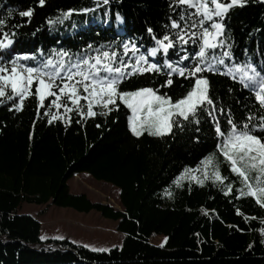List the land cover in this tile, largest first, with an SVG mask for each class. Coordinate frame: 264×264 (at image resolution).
Instances as JSON below:
<instances>
[{"label": "trees", "instance_id": "obj_1", "mask_svg": "<svg viewBox=\"0 0 264 264\" xmlns=\"http://www.w3.org/2000/svg\"><path fill=\"white\" fill-rule=\"evenodd\" d=\"M28 8L33 9L32 16L21 17L19 13ZM69 9L72 14L62 23L56 22L55 18ZM182 9L194 11L175 0H108L107 4L103 0H45L43 5L39 0H0V19L6 20L0 28V40L5 32L14 39L12 46L0 50V58L10 71L12 65L7 62L16 53H35L40 59L42 53L46 56L53 49L79 54L91 44L94 49L111 45L123 54V48L117 46L125 41L143 46L141 52L147 55V48L155 46L148 29L158 38L175 32L171 21L179 20ZM49 19L53 24H48ZM223 23L234 57L225 58L226 63H251L258 71L264 70V0H246L242 7L233 6ZM185 47L191 52L194 46L189 43ZM223 50L218 48L216 54ZM181 55L179 45L170 49L167 57L161 50L157 57L149 58L161 66V73L133 75L120 89L153 87L161 94L180 98L190 90L192 78L174 74L170 87L160 86L168 79L164 59L175 63ZM191 63L180 61L179 66ZM203 75L216 106L214 115L225 132L230 127L229 110L239 127L260 123L264 107L238 77L234 81L219 73L206 71ZM5 92V97H0L5 101L0 104V264H264V207L252 195L241 196L237 191L247 193L248 189L217 150L212 117L203 109L197 113L198 125L190 120L183 122L182 129L174 125L166 135L144 132L137 137L128 125L130 110L123 105L107 115L101 114L106 111L102 106H94L96 115L89 117L85 101L78 110L62 96L61 102L69 105L70 112L49 107L54 97L38 109L34 83L32 94L17 111L12 104L20 103L18 97L8 101L12 92ZM250 114L254 117L251 121ZM253 134L264 139V131ZM210 153L215 154L212 163L220 175L227 178L222 183L214 177L202 183L195 180L203 165L200 161ZM79 174L117 188L122 210L93 203L83 194L72 195L68 181ZM257 175L256 170L249 172L254 188ZM259 186H264V176ZM26 203L80 213L96 211L118 222L122 245L108 252H93L67 240L42 241L40 222L20 214ZM152 236L164 237V245L150 244Z\"/></svg>", "mask_w": 264, "mask_h": 264}, {"label": "snow or ice", "instance_id": "obj_2", "mask_svg": "<svg viewBox=\"0 0 264 264\" xmlns=\"http://www.w3.org/2000/svg\"><path fill=\"white\" fill-rule=\"evenodd\" d=\"M103 2L107 4L108 0H103ZM175 2L187 5L194 11L182 9L179 20L172 19L171 21V29L176 31L166 32L162 37L158 38L149 28L148 32L155 46L147 48V55L141 52L143 46H139L135 41H125L117 46L123 48V54L113 49L111 45H102L94 49L91 44L87 45V51L79 54L65 49H53L46 56L42 53L40 59H37L35 53H16L7 62L12 65L10 71L5 61L0 58V97H5V88L10 85L12 95H8L7 100L13 101L18 97L20 103H13L12 108L20 111L25 98L32 94L31 89L35 83L38 109L44 106L47 98L54 97L49 107L55 105L57 108L63 107L65 112H70L72 109L69 105L61 102L62 96H66L68 102L78 110L82 107L80 102L85 101L89 117L96 115L93 110L94 106H102L106 111L101 114L107 115L113 108L119 111L120 106L123 105L130 110L128 125L133 135L137 137L144 132L151 136L166 135L172 132L174 125L182 129L183 122L190 120L198 125L200 120L197 118V113L199 109H203L212 117L218 138L217 150L230 164V171L237 174L241 178V183L248 189L247 193L243 189H237V191L241 196L252 195L257 199V203L264 207V186H259L261 177L264 176V139L253 134L258 130L264 131V117L257 125L249 127V123H244L243 127H239L229 110L227 123L230 127L225 132L221 127V121L214 115L216 106L209 96L208 79L203 75L207 71L230 76L234 81L238 77L239 83L245 89L252 90L256 100L261 107H264V74H262L264 70L258 71L251 63L229 65L225 61V58L234 60V57L230 50L231 45L226 43L229 37L225 36L223 20L229 9L233 6L242 7L246 0H229L227 3H222L221 0H175ZM39 3L43 5L45 0H39ZM82 11L90 10L83 9ZM72 12L71 9L62 12L55 18L56 22L62 23ZM32 14V8L19 13L21 17H31ZM117 20H120L119 15H117ZM47 22L51 25L54 21L49 19ZM5 24L6 20L0 19V28H3ZM12 35L14 36L15 33ZM189 43L194 46L191 52L185 47ZM13 44L14 39L5 32L3 39L0 40V50L7 49ZM177 45L180 46L183 55L175 63L167 58L164 59L163 68L169 69L168 79L160 87H170L173 84L174 74L184 79L192 78L194 82L186 94L174 99L167 93L161 94L159 89L153 87H141L130 91L120 89V85L133 75L161 73V66L150 62L149 58L157 57L161 50L167 57L169 50L175 49ZM106 47L109 50H104ZM218 48L224 49L220 55L216 54ZM38 51L42 52V50ZM93 51L95 55H90L89 53ZM188 60L192 61L191 65L179 66L180 61ZM31 61H36V63H29ZM221 66H223V71H221ZM257 87L259 91H256ZM229 91L231 92L232 89ZM4 103V100H0V104ZM220 111L223 113V109ZM45 115L56 118L55 114L50 112H46ZM80 115L84 116L82 110ZM253 118L251 114L248 116L249 121ZM214 159L215 154L210 153L200 163L210 164ZM213 166L217 167L214 173L215 180L222 183L227 178L220 175L218 166ZM251 170L258 172L255 188L250 183L249 172ZM177 179L179 180V177ZM198 182L202 183V181ZM227 188L230 192L232 185H227ZM229 192H225V195ZM261 232L264 234V229H261ZM59 238L62 239V237Z\"/></svg>", "mask_w": 264, "mask_h": 264}, {"label": "rangeland", "instance_id": "obj_3", "mask_svg": "<svg viewBox=\"0 0 264 264\" xmlns=\"http://www.w3.org/2000/svg\"><path fill=\"white\" fill-rule=\"evenodd\" d=\"M8 89L11 90L10 85L6 86L5 91ZM81 92H83L82 89ZM213 165V163L203 164L195 180L203 182L205 179L214 177ZM68 187L72 195L83 194L93 203L106 205L116 211L122 210L119 203V190L108 183L94 180L88 174L73 176L68 181ZM20 214L31 216L40 222V238L45 237L41 239L42 241L67 240L93 252H108L111 249L120 248L123 242V235L117 230L118 222L106 219L96 211L80 213L71 208L49 206L46 209L45 206L26 203L23 204ZM149 242L161 247L165 243V238L152 236Z\"/></svg>", "mask_w": 264, "mask_h": 264}]
</instances>
